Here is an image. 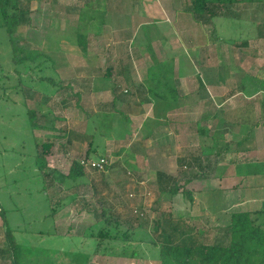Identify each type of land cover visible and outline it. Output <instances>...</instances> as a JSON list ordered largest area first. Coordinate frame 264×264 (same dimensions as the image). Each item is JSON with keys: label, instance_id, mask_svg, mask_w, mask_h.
Returning a JSON list of instances; mask_svg holds the SVG:
<instances>
[{"label": "crops", "instance_id": "obj_1", "mask_svg": "<svg viewBox=\"0 0 264 264\" xmlns=\"http://www.w3.org/2000/svg\"><path fill=\"white\" fill-rule=\"evenodd\" d=\"M83 1L73 20L83 12L102 14L99 31L85 35L88 41L92 34L99 36L108 58L104 65L57 60L59 87L50 102H36L42 118L53 117L40 127L52 133L57 162L70 164L87 149L86 138H69V133L93 135L99 126L92 117L100 118L99 124L106 117L111 129L125 134L110 139L104 154L110 162V155L121 158L137 177L150 172L176 176L179 158L194 153L207 160L209 153L222 149L204 177L188 187L201 195L249 192L234 203L243 206L237 211H261L264 71H253L258 63L252 58L264 50V37H255L251 25L252 20L264 23V3L258 18L246 21L250 35L238 43L220 34L216 20L214 25L197 23L186 11L191 0H97V8ZM74 2L68 9H75ZM236 46L242 48V62L236 59ZM263 67L261 60L260 71ZM242 140L244 149L237 150ZM195 181L206 182L193 186ZM259 188L261 194H253Z\"/></svg>", "mask_w": 264, "mask_h": 264}, {"label": "rangeland", "instance_id": "obj_2", "mask_svg": "<svg viewBox=\"0 0 264 264\" xmlns=\"http://www.w3.org/2000/svg\"><path fill=\"white\" fill-rule=\"evenodd\" d=\"M72 1L19 2L20 7L27 8L30 20L18 26L13 37L26 50L44 54L29 62L31 68L28 64L21 66L14 63L10 37L6 28L0 27V264H10L5 220L13 229L16 242L23 249L19 259L22 264H73L71 253L75 252L89 253L87 264H159L153 252L145 248L142 255L135 258L93 253L95 240L87 234L97 229L101 207H112L124 221L134 227L143 224L151 235H156V230L158 234L167 233L172 223L182 217L189 224L203 227L205 233L202 237L211 238L218 234L220 227L228 224L231 213L243 208L234 203L249 192L205 191L203 195L193 193L192 200L181 193L169 197L159 191L157 173L150 172L137 177L130 173L121 158L112 155L104 172L88 170L86 180L77 186L73 180L63 179L72 160L70 164H59L56 153L47 158L49 164H54L46 170L52 178L46 177L45 181L38 175L35 163L37 144L53 141L49 139L52 133L41 129L40 125L47 124L53 117L42 118L36 102L41 99L50 102L53 93L57 91V60L70 59L78 65L83 61L92 64L98 61L104 65L108 58L106 46H100L101 38L92 34L88 36V41L85 35L88 31H99L102 14L83 12L79 20L75 21L73 17L77 15L75 12L78 11V5L85 1L79 3L80 0H76L74 3L77 4H73L75 9H68ZM90 2L95 8L99 6L97 0ZM244 6L238 4L233 7L242 22L233 18L215 19L220 34L225 38H234L238 43L250 35L248 31L252 27L248 28V20L254 16L258 18L260 13L259 4ZM8 10L9 13H17L16 9ZM90 24L95 28L88 30ZM241 50V47L236 46L235 56L237 61L242 62L244 56ZM257 54V58H252L258 63L253 71L260 75L264 71V67L261 71L259 69L261 60L264 66V50ZM99 119L92 117L91 120L94 126H99L96 127L99 131L90 138L94 157L105 154L114 135L125 137L123 131L111 129L108 118L104 117L100 124ZM218 143L223 145L221 139ZM78 154L73 159L83 156L84 152ZM181 171L184 172L185 168ZM191 173L196 171L192 170ZM44 181L48 186L47 191L43 190ZM205 182L195 181L193 186ZM225 182L229 184V180ZM248 182L259 181L245 180L244 184ZM261 192L259 188L253 194L259 195ZM258 206L263 214V203ZM2 211L5 212L4 220ZM260 216L262 218L259 222L264 223V214Z\"/></svg>", "mask_w": 264, "mask_h": 264}, {"label": "trees", "instance_id": "obj_3", "mask_svg": "<svg viewBox=\"0 0 264 264\" xmlns=\"http://www.w3.org/2000/svg\"><path fill=\"white\" fill-rule=\"evenodd\" d=\"M20 1L0 0V27L4 26L10 37L14 63L21 66L28 64L31 68L29 62L44 54L36 50H26L13 37L18 26L25 25L30 20L27 17V8L20 7ZM261 3H264V0H191L186 11L193 15L197 23L214 25L217 18H233L242 22L239 13L233 9L235 5ZM9 8L16 9L17 13H9ZM251 26H253L255 37H264V23H256L252 20ZM68 137L81 138V140L86 138L87 149L81 157L99 158L104 156V154L99 157L93 156L91 135L69 133ZM243 143V140L238 141L237 150L244 149ZM54 148V141L37 144L35 163L38 175L42 176L45 181L46 177H51L49 171L46 173V170L49 169L46 157L52 155ZM221 153L222 149L209 153L207 155L209 159L206 157L207 160L204 156L194 155V153L191 156L179 158L180 170L176 176L157 172L159 191L169 197L181 193L192 200L194 190L188 185L194 180L204 177L206 171L212 167L211 159L217 162ZM81 157L72 159L69 172L63 177L64 180L66 178L73 180L75 186L86 180L88 171L80 164ZM182 168H185L184 172L181 171ZM192 170H195L196 173H191ZM45 181L43 190L47 191L48 186ZM261 212L263 210L234 211L230 214L228 224L220 227L216 236L212 235L211 238H207L206 236L202 237L205 233L203 227L189 224L182 217L172 223L167 233L158 234L156 230V235H151L143 224L145 228L141 224L134 227L124 221L112 207L102 206L98 214V227L96 230H91L87 236L95 240L93 250L95 254L135 258L142 255L145 248L153 252L159 264H264V223L259 222ZM2 217L4 220L5 212L3 211ZM5 237L9 243L7 252H9L10 264H22L19 259L23 249L16 242L13 229L7 225L6 220ZM71 255L73 264H87L88 262L89 253L75 252Z\"/></svg>", "mask_w": 264, "mask_h": 264}, {"label": "built area", "instance_id": "obj_4", "mask_svg": "<svg viewBox=\"0 0 264 264\" xmlns=\"http://www.w3.org/2000/svg\"><path fill=\"white\" fill-rule=\"evenodd\" d=\"M79 162L87 170L95 172H104L110 164L108 155L101 156L99 158H84L81 157ZM143 215V213H141Z\"/></svg>", "mask_w": 264, "mask_h": 264}]
</instances>
